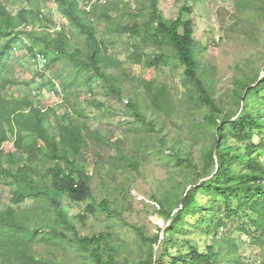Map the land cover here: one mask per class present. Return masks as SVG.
Segmentation results:
<instances>
[{
	"label": "trees",
	"instance_id": "obj_1",
	"mask_svg": "<svg viewBox=\"0 0 264 264\" xmlns=\"http://www.w3.org/2000/svg\"><path fill=\"white\" fill-rule=\"evenodd\" d=\"M28 1L31 2L27 0L14 12L0 0V187L8 188L10 203L0 210V264H54L39 257L35 246L40 242L63 241L91 264H118L113 235L101 232L80 236L60 199L53 195L57 192L79 203L94 200L91 177L81 157L89 139H97L98 135H88L87 124L68 118V110L60 117L62 122L55 133L48 125L55 111L37 105L29 95L12 99L5 92L20 85L29 88L39 77L43 79L39 90L50 88L57 94L63 93L66 99L73 96L77 105L79 90L99 80L111 95L124 102L135 131L145 136L158 132L157 123L147 114L168 112L172 96L165 85L156 86L154 81L139 79L135 81L142 88L147 104H142L139 94L123 99L118 75L122 62L109 54L94 24L101 6L99 2L87 10L85 3L89 0H54L66 20L57 25L51 12L40 7L39 0L36 8L28 6ZM147 2V17L121 28L133 41L127 60L151 69L168 67L169 55L161 53L147 58L144 48L173 49L177 64L183 68L182 85L187 99L209 108L202 127L213 131L210 136L213 143L202 152V158L215 170L212 176L200 177L190 189L186 188L176 200L175 209L166 210V203L154 198L159 211L171 221L163 239L146 237L140 228L131 226L150 245V254L138 264H244L238 258L232 260V255L222 259L214 246L205 251L194 245L186 252L173 251L180 233L209 235L232 226L236 233L250 239L252 247L259 250V264H264V114H260L264 106V77L236 79L234 98L237 103L243 102L242 109L236 119L223 114L200 74L199 55L205 46L195 36L194 20H184L181 14L176 19H167L160 7L161 0ZM185 10L191 12V9ZM76 33L83 37L85 48L71 43ZM21 49L29 62L37 66V62L41 63L39 54L46 60L40 64L42 70H37L31 78L26 74L28 63L17 61ZM57 64L62 66L54 71ZM76 105L74 114L81 118L83 115ZM255 136L260 137L258 143L254 142ZM228 138L245 146V161L220 150V142ZM170 158L188 170L195 168L191 159L174 149ZM130 165L136 168L134 161ZM237 165L241 170L236 169ZM171 199L169 194L167 204L173 203ZM98 206L111 218L121 217L111 210L107 200ZM220 206L223 218L215 215ZM154 246H160L158 255L154 253ZM232 247L237 249L236 244Z\"/></svg>",
	"mask_w": 264,
	"mask_h": 264
},
{
	"label": "rangeland",
	"instance_id": "obj_2",
	"mask_svg": "<svg viewBox=\"0 0 264 264\" xmlns=\"http://www.w3.org/2000/svg\"><path fill=\"white\" fill-rule=\"evenodd\" d=\"M2 1L14 12L27 2ZM30 1L27 5L36 8L37 0ZM39 1L41 8L44 6L47 12H51L57 25L66 22L54 0ZM98 2L101 6L94 21L97 36L105 42L109 54L122 62L118 75L122 81L123 99L139 94L142 104H147L142 88L135 81L139 79L154 81L156 86L165 85L172 96L168 112L147 114L150 120L157 123L158 132L146 136L138 134L132 119L126 115L124 102L111 95L99 80H93L89 86L79 90L77 105L73 96L66 99L63 93L57 94L50 88L39 90L43 81L39 77L29 88L25 89L23 85L11 87L5 95L12 99L29 95L37 105L55 111L48 123L55 133L57 125L62 122L60 117L68 110V118L78 124H87L88 135H98L97 139H89L81 157L91 177L94 200L79 203L57 192L53 195L60 199L80 236L111 233L118 249V264H138L150 254V245L144 243L131 226L140 228L146 237L164 238L171 221L159 211L154 198L166 203V210L175 209L176 200L182 197L186 188L190 189L200 177L214 174L215 168L202 158V152L212 146L210 136L213 131L202 127L209 108L204 103L187 99L182 85L183 68L177 64L171 47L144 48L147 58L161 53L169 55L171 65L168 67L151 69L145 65L130 64L127 60L133 41L121 32V28L147 17V0H89L85 7L90 10ZM160 7L167 19H176L181 14L184 20H194L195 36L201 46H205L199 55L201 77L223 114L236 119L243 102L237 103L234 98L235 80L245 77L251 80L257 75L263 78L264 75V0H161ZM184 8L191 9V12L183 11ZM71 43L85 48L83 37H78L77 33ZM17 54V61L28 63L26 74L29 78L37 70H42L43 62L41 65L37 62L38 66L29 62L22 49ZM61 66L57 64L53 70L57 71ZM74 105L83 117L75 116ZM260 112L264 114V106ZM259 140L260 137L255 136L254 142ZM118 141L121 143L118 144ZM172 149L191 159L195 168L188 170L177 164L170 158ZM220 150L243 161L247 159L245 146L232 138L223 139ZM131 161L135 162L136 168L130 165ZM236 169L241 170L238 165ZM169 194L172 204L166 202ZM102 200H107L111 210L121 217L111 218L103 213L98 206ZM9 204L8 188L1 186L0 210L6 209ZM215 212L219 218L224 217L222 206ZM234 229L235 226L214 230L209 235L180 233L176 237L178 245L173 251L186 252L191 245L205 251L214 246L216 251L221 252L222 259L232 255V260L238 258L244 264H259V250L252 247L246 235L236 233ZM232 244H236L237 249L234 250ZM159 247L154 246L155 255H158ZM35 250L39 257L54 264H91L66 241L40 242Z\"/></svg>",
	"mask_w": 264,
	"mask_h": 264
},
{
	"label": "built area",
	"instance_id": "obj_3",
	"mask_svg": "<svg viewBox=\"0 0 264 264\" xmlns=\"http://www.w3.org/2000/svg\"><path fill=\"white\" fill-rule=\"evenodd\" d=\"M38 59H39V62H43V63H45V58H44V56L43 55H38Z\"/></svg>",
	"mask_w": 264,
	"mask_h": 264
},
{
	"label": "water",
	"instance_id": "obj_4",
	"mask_svg": "<svg viewBox=\"0 0 264 264\" xmlns=\"http://www.w3.org/2000/svg\"><path fill=\"white\" fill-rule=\"evenodd\" d=\"M262 77H264V75Z\"/></svg>",
	"mask_w": 264,
	"mask_h": 264
}]
</instances>
